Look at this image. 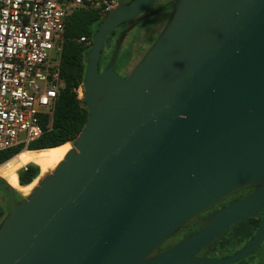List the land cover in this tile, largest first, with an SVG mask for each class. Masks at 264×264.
Returning <instances> with one entry per match:
<instances>
[{
	"label": "water",
	"instance_id": "95a60500",
	"mask_svg": "<svg viewBox=\"0 0 264 264\" xmlns=\"http://www.w3.org/2000/svg\"><path fill=\"white\" fill-rule=\"evenodd\" d=\"M157 0H122L99 23L82 83L88 119L57 167L22 198L6 181L0 264H235L264 242V0H176L127 78L107 36ZM245 198L160 247L237 191ZM261 217L226 257L200 253Z\"/></svg>",
	"mask_w": 264,
	"mask_h": 264
},
{
	"label": "built area",
	"instance_id": "2783aa9c",
	"mask_svg": "<svg viewBox=\"0 0 264 264\" xmlns=\"http://www.w3.org/2000/svg\"><path fill=\"white\" fill-rule=\"evenodd\" d=\"M117 0H0V151H22L44 133L65 87L61 57L68 17L82 9L105 16ZM79 42L89 46L88 38ZM83 100L82 84L73 89Z\"/></svg>",
	"mask_w": 264,
	"mask_h": 264
},
{
	"label": "trees",
	"instance_id": "16d2710c",
	"mask_svg": "<svg viewBox=\"0 0 264 264\" xmlns=\"http://www.w3.org/2000/svg\"><path fill=\"white\" fill-rule=\"evenodd\" d=\"M103 17L100 11L96 9L78 10L68 17L61 57V76L65 87L58 98L52 119L50 120L47 115H42L41 117V124L44 128L43 135L38 140L32 142L27 150L57 149L65 144H69V142L73 143L83 130L88 119V110L84 99L79 100L73 89L83 83L88 61L87 53L92 46L93 36ZM81 37L88 38L90 45L87 46L79 42ZM21 151L22 147L0 151V164L7 162ZM39 170V166L35 164H28L18 170L17 175L21 186L31 184L38 177ZM4 181L0 178V182ZM246 193L247 188L237 191L226 198L222 204L225 205L231 200L242 198ZM2 212L3 210L0 209V215L3 214ZM260 222L261 217H257L245 219L237 223L227 230L220 239L216 240L206 250V253L210 256H217L218 244L226 236H229L228 239L230 240L227 241L226 245L222 244L223 247L221 248L232 250H225L220 256L226 257L227 254L235 252L253 238ZM168 242L169 240L166 244ZM163 248H165V245Z\"/></svg>",
	"mask_w": 264,
	"mask_h": 264
},
{
	"label": "flooded vegetation",
	"instance_id": "af4514ba",
	"mask_svg": "<svg viewBox=\"0 0 264 264\" xmlns=\"http://www.w3.org/2000/svg\"><path fill=\"white\" fill-rule=\"evenodd\" d=\"M122 1H123V4L126 5V4L131 3L133 0H122ZM175 2H176V0H157L150 7H148L145 11H143L142 13L137 15L136 17L132 18L131 20L120 24L119 27L114 29L107 36V38L105 40L104 48L102 51L101 62H100V71L104 70L107 67L109 61L113 58V56L117 52V61L115 64V71L120 76H122L123 78H127L131 74V72L133 71L132 70L130 73H127V74L122 73V69L127 66L125 63L127 58L125 59V61H121L119 63L118 68H117L118 58H119L120 53L122 52L121 44L123 43L124 39L128 38V37H132V39L133 38L136 39V41L134 43H137V39L140 36L141 29L155 31L153 33V35H156V37L158 38V36L160 35V33L163 30L159 33L158 32L159 30L157 31V29L159 28V25L161 23L166 21V24H167L171 14H172L173 5ZM147 20H152V21L148 26H144L143 24ZM166 24H165V26H166ZM165 26H164V28H165ZM155 41L153 42V44L155 43ZM153 44H152V46H153ZM107 48H109V54L106 52ZM150 48L146 51V53L150 50ZM145 54H144V56H145ZM55 150H57V149H55V148H53V149H40V150H34V151L24 150L0 166V176L3 177L4 180L11 187L16 188L18 186V182H19L18 181V175H17L18 170L27 166L28 164H35V165L41 167V169L43 171L47 170V168H44L46 166L45 162H48L47 159H49V160L51 159L50 156L53 153V151H55ZM255 189H256V186L249 187V188H247V193L245 194L244 197L238 198L236 200H231V201L227 202V204L223 205L222 202L225 200L224 199V200L220 201L219 203H217L216 205H214L213 207H211L210 209H208L207 211L200 214L199 216L195 217L189 224L186 225L189 227L191 226L193 228L192 231H190L188 235L195 233L196 231H198L199 229H201L205 225L204 218L207 215H209V214L213 213L214 211L221 209V208H223V207H225L231 203H234L238 200L245 198L247 195H249ZM15 199L17 202H19L22 199L18 195L17 192H15ZM8 203H9V199H8ZM186 226H184V227H186ZM184 227L181 228L180 230L184 229ZM185 235H187V234H185ZM185 237H187V236H185ZM185 237L182 235L179 241H181ZM170 239H174V236H172L168 240L170 241ZM179 241L176 240V242L171 244V245H166V242H165L160 247L159 251L167 249L170 246L178 243ZM164 245H165V248L162 249V247H164ZM235 252H232L231 254H233ZM231 254H227V256H229ZM200 255L205 256L202 253H200Z\"/></svg>",
	"mask_w": 264,
	"mask_h": 264
},
{
	"label": "rangeland",
	"instance_id": "374dc122",
	"mask_svg": "<svg viewBox=\"0 0 264 264\" xmlns=\"http://www.w3.org/2000/svg\"><path fill=\"white\" fill-rule=\"evenodd\" d=\"M151 21L152 20H147L143 25L148 26L151 23ZM165 24H166V21L159 25V28L157 29V31L159 30L158 31L159 33L164 29ZM154 32L155 31H153V30L141 29L140 36L137 39V43H134L136 41V39H134V38L132 39V37H128V38L124 39L123 43L121 44L122 52L119 55L118 64H117V68H118L119 63L121 61H125V59L127 58L126 62H125L127 66L122 69V73H125V74L130 73L137 66V64L142 60L146 51L152 46L153 42L157 38L156 35H153ZM106 50H107L106 52L109 54V48H107ZM70 143L71 142H69V144ZM71 145H72V143H71ZM50 158H51L50 160L47 159L48 162H45L46 166L44 168H47V170L43 171L41 169V167H39V169H40L39 175L31 184H29L27 186H21V184L18 182V186L14 189H15V192H17L21 198L28 196L30 194V192L39 184L40 180L45 175L52 172V168L50 166L57 159L56 158L53 160V158H55V153H52ZM2 164H4V163H2ZM2 164H0V166ZM0 178L4 180L3 177L0 176ZM0 196H2L0 204H2V209H3V212H2L3 214L0 215V224H1L2 220L5 218V216L8 213V194H7V191L1 187H0ZM192 229L193 228L191 226L190 227L186 226V227H184V229L179 230L176 234L173 235L174 239H171L168 242V244H166V245H171V244L175 243L176 240L179 241L182 235L184 237L189 236L188 234L190 231H192ZM185 234H187V235H185ZM228 238H229V236L222 238V240L218 244L217 253L219 255L217 254V256H212V257H223L220 255H222V253L225 252V250H227V251L232 250V249L221 248V247H223L222 244L226 245L227 241L230 240ZM206 250H208V249L203 250L201 253L205 256L211 257L206 253ZM263 263H264V242H263L262 246L260 247V249L256 253L252 254L250 257L243 259V260H241L235 264H263Z\"/></svg>",
	"mask_w": 264,
	"mask_h": 264
},
{
	"label": "bare ground",
	"instance_id": "6f19581e",
	"mask_svg": "<svg viewBox=\"0 0 264 264\" xmlns=\"http://www.w3.org/2000/svg\"><path fill=\"white\" fill-rule=\"evenodd\" d=\"M61 146V145H60ZM72 145L70 144H65L59 148H57V150L53 151V153H55V158L56 161L50 166L52 168V171L57 167V165L64 160L66 154L71 150ZM22 152V151H21ZM51 154V153H50Z\"/></svg>",
	"mask_w": 264,
	"mask_h": 264
},
{
	"label": "crops",
	"instance_id": "0c3cea01",
	"mask_svg": "<svg viewBox=\"0 0 264 264\" xmlns=\"http://www.w3.org/2000/svg\"><path fill=\"white\" fill-rule=\"evenodd\" d=\"M1 199H2V196H0V201H1ZM0 205H1V206H0V209L3 210V209H2V204H0Z\"/></svg>",
	"mask_w": 264,
	"mask_h": 264
}]
</instances>
